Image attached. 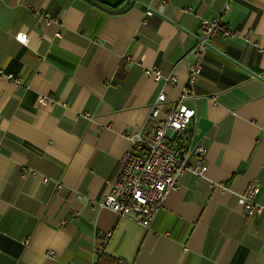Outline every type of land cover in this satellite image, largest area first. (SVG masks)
Returning a JSON list of instances; mask_svg holds the SVG:
<instances>
[{"label": "crops", "instance_id": "1", "mask_svg": "<svg viewBox=\"0 0 264 264\" xmlns=\"http://www.w3.org/2000/svg\"><path fill=\"white\" fill-rule=\"evenodd\" d=\"M159 1L0 0V69L22 81L0 77V264H96L105 232L97 264H264V214L241 202L254 182L264 205V0H168L146 15ZM217 17L238 34L199 57V22ZM198 61L195 116L174 144L205 147L203 175L184 170L149 229L98 207L149 104L163 88L164 118Z\"/></svg>", "mask_w": 264, "mask_h": 264}, {"label": "built area", "instance_id": "2", "mask_svg": "<svg viewBox=\"0 0 264 264\" xmlns=\"http://www.w3.org/2000/svg\"><path fill=\"white\" fill-rule=\"evenodd\" d=\"M167 3L168 0H160L157 7H148L145 14H164ZM225 8L229 9V4H226ZM37 20L46 24L60 22L59 17L41 11L37 12ZM198 29L199 32L194 34L193 51L199 57L210 47V40L214 36L226 38L238 34L237 31H232L222 24L218 17L200 20ZM15 37L24 44L28 39L22 32H18ZM200 71V61L189 65L188 84L164 118L159 115L162 104L166 101V94L163 88L158 91L149 104L146 122L132 140L130 149L121 158L116 172L108 181V192L96 202L98 207L107 208L119 216H131L145 229H149L168 192L178 188L181 173L189 169L196 176L203 175L206 170L203 158L205 147L198 144L192 149L184 150L180 144H174V139L167 134V130L170 129L175 131L177 136L187 128L195 116L194 107L186 101L191 94L192 83ZM143 73L156 82H162L163 86L176 83V76L173 73L164 75L157 68H144ZM1 76H5L16 85L22 83L21 78L6 74L2 69ZM44 100L45 98H41V101ZM188 155L193 158L192 164L187 163ZM258 192L259 186L251 182L241 193L243 212L246 216L264 214V205L256 201ZM109 236L110 232L101 235L100 243L93 250L94 257L102 253Z\"/></svg>", "mask_w": 264, "mask_h": 264}, {"label": "water", "instance_id": "3", "mask_svg": "<svg viewBox=\"0 0 264 264\" xmlns=\"http://www.w3.org/2000/svg\"><path fill=\"white\" fill-rule=\"evenodd\" d=\"M167 134H170V138L173 140L176 136V132L175 131H171L170 129L167 130Z\"/></svg>", "mask_w": 264, "mask_h": 264}, {"label": "trees", "instance_id": "4", "mask_svg": "<svg viewBox=\"0 0 264 264\" xmlns=\"http://www.w3.org/2000/svg\"><path fill=\"white\" fill-rule=\"evenodd\" d=\"M102 257H103V254H100L99 257H98V259H97L96 264L98 263V261H99Z\"/></svg>", "mask_w": 264, "mask_h": 264}]
</instances>
